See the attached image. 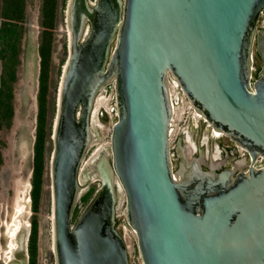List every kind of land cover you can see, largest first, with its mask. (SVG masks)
<instances>
[{
	"label": "water",
	"instance_id": "1",
	"mask_svg": "<svg viewBox=\"0 0 264 264\" xmlns=\"http://www.w3.org/2000/svg\"><path fill=\"white\" fill-rule=\"evenodd\" d=\"M263 14L264 0L68 1L52 135L56 264H131L120 187L143 264H264ZM111 82L118 119L88 164L99 187L73 223L97 98ZM176 88L249 161L225 166L181 136L172 146Z\"/></svg>",
	"mask_w": 264,
	"mask_h": 264
},
{
	"label": "rangeland",
	"instance_id": "2",
	"mask_svg": "<svg viewBox=\"0 0 264 264\" xmlns=\"http://www.w3.org/2000/svg\"><path fill=\"white\" fill-rule=\"evenodd\" d=\"M52 12L45 13L46 0H25L26 17L22 22L23 31L18 48V62L15 66V78L9 79L12 97V114L0 118V264L11 261L20 264H56L54 248L53 187L51 175V157L54 149L52 138L58 112L59 86L63 67L69 55V30L67 6L69 0H48ZM95 1V0H91ZM0 0V26L3 22ZM53 23L45 28L43 22ZM260 25H264V14ZM47 30V34L44 31ZM50 44V63L47 79L45 103V138L43 148V167L37 202L33 199L35 181V143L39 113V90L41 57L39 46L43 39ZM115 41L112 44V49ZM260 64L255 54V70ZM3 71L0 58V85ZM256 77V73L254 72ZM173 97L178 89L173 90ZM102 104H97L94 129L98 140L88 149L82 163L81 180L84 186L74 212V223L99 182L89 184L87 167L94 154L109 147L113 124L118 119L114 82L105 86L99 93ZM179 112L176 108L175 113ZM184 115L183 118L186 117ZM182 119L175 121L177 126ZM179 130H173L171 145L174 146ZM216 156V155H215ZM174 164L177 157L173 156ZM22 206V210H18ZM117 227L123 234L130 255L131 264H143L138 248L136 233L126 221V195L120 187ZM19 228L14 237L15 245L11 250L10 233ZM37 229L35 252L31 249L33 225Z\"/></svg>",
	"mask_w": 264,
	"mask_h": 264
},
{
	"label": "trees",
	"instance_id": "3",
	"mask_svg": "<svg viewBox=\"0 0 264 264\" xmlns=\"http://www.w3.org/2000/svg\"><path fill=\"white\" fill-rule=\"evenodd\" d=\"M50 2L46 0L44 12L47 14L52 12L47 5ZM1 17L3 22L0 26V58L2 60L3 71L1 75L0 85V118L1 120L9 113L12 114V88L9 79L15 78V66L18 62V48L22 37L23 24L25 20V0H3L1 8ZM53 23L47 21L43 22L45 28L52 27ZM44 31V34L48 33ZM39 53L41 57V72H40V90H39V113L38 126L35 143V181L33 190L34 202H37L41 173L43 165V148L45 138V103L47 93V79L50 63V44L44 38L39 46ZM9 77V79H8ZM31 249L35 252V245L37 241L36 225H33V232L31 237ZM32 264H35V258L32 259Z\"/></svg>",
	"mask_w": 264,
	"mask_h": 264
},
{
	"label": "flooded vegetation",
	"instance_id": "4",
	"mask_svg": "<svg viewBox=\"0 0 264 264\" xmlns=\"http://www.w3.org/2000/svg\"><path fill=\"white\" fill-rule=\"evenodd\" d=\"M256 55L260 60V64H257V68L255 70L257 75L261 67V59L258 53H256ZM176 96H178L180 100L175 106L180 111V115L175 113L173 119V130H179L177 139L181 136L183 139L190 138L196 144L204 145L212 151L214 155L221 157L225 161V166L232 165L235 167L237 159H242L244 156H247L249 161L250 156L245 149L237 145L227 135L223 133L221 135H217L216 130L212 125H210L207 119L203 116L197 115L194 109H188V99L184 95L179 93L176 94ZM185 114L187 115L183 118ZM181 119L183 120L182 123L177 126L175 121H179ZM263 161L264 159L260 157L256 162L258 164H262Z\"/></svg>",
	"mask_w": 264,
	"mask_h": 264
},
{
	"label": "bare ground",
	"instance_id": "5",
	"mask_svg": "<svg viewBox=\"0 0 264 264\" xmlns=\"http://www.w3.org/2000/svg\"><path fill=\"white\" fill-rule=\"evenodd\" d=\"M69 49H70V42H69ZM64 67H65V65H64ZM60 90H61V84L59 86V94H60ZM58 101H59V99H58ZM102 102H103V99H101L100 95H98L97 102H96V106H97V104H99V105L102 104ZM96 109H97V107H95V112H96ZM175 110H176V107H175ZM179 112L177 114L180 115ZM196 114L199 115V116H201V114L198 113V112H196ZM94 119H95V113H94V116H93V125H94ZM221 134L222 133L220 132L218 135H221ZM18 210L21 211L22 210V206H18ZM16 225H17V228L15 230H12L11 233H10V247H11V250L13 249V246L15 245L14 237H15V234L17 232V229L19 228L18 222H16Z\"/></svg>",
	"mask_w": 264,
	"mask_h": 264
},
{
	"label": "built area",
	"instance_id": "6",
	"mask_svg": "<svg viewBox=\"0 0 264 264\" xmlns=\"http://www.w3.org/2000/svg\"><path fill=\"white\" fill-rule=\"evenodd\" d=\"M179 93L182 94L181 91H179ZM182 95H183V94H182ZM183 97H184V96H183ZM188 109H190V110H193V109H194L193 106H192V104L189 103V101H188Z\"/></svg>",
	"mask_w": 264,
	"mask_h": 264
}]
</instances>
